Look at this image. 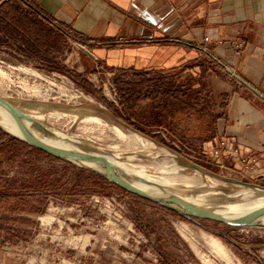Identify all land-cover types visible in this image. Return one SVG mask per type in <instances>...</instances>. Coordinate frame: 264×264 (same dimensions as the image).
I'll return each instance as SVG.
<instances>
[{
	"label": "rangeland",
	"instance_id": "obj_1",
	"mask_svg": "<svg viewBox=\"0 0 264 264\" xmlns=\"http://www.w3.org/2000/svg\"><path fill=\"white\" fill-rule=\"evenodd\" d=\"M21 11L10 6L8 21L0 14V96L72 137L74 147L104 150L132 170L174 175L155 154L165 148L206 172L264 187L228 171L221 148L217 157L205 148L228 103V74L216 64L201 56L170 72L112 69ZM10 137L0 130V148ZM9 155L0 160V264H202L201 256L264 264V227L174 214L30 149ZM206 238L221 242L231 263Z\"/></svg>",
	"mask_w": 264,
	"mask_h": 264
},
{
	"label": "crops",
	"instance_id": "obj_2",
	"mask_svg": "<svg viewBox=\"0 0 264 264\" xmlns=\"http://www.w3.org/2000/svg\"><path fill=\"white\" fill-rule=\"evenodd\" d=\"M10 6L112 69L170 72L201 56L216 64L228 74V103L205 148L226 141L228 171L264 182V0H0L7 21Z\"/></svg>",
	"mask_w": 264,
	"mask_h": 264
},
{
	"label": "bare ground",
	"instance_id": "obj_3",
	"mask_svg": "<svg viewBox=\"0 0 264 264\" xmlns=\"http://www.w3.org/2000/svg\"><path fill=\"white\" fill-rule=\"evenodd\" d=\"M0 98L10 103L12 106L17 108L24 114L28 115L26 112H24L27 110V108L23 109L20 105L17 104V102H12L6 99L5 97L0 96ZM44 125L50 131H52L58 137L61 138V141L56 143L57 145L65 148H72L77 150L80 149L79 147H74V146H78V144L77 141H75L72 137L62 132H59L56 129L46 124ZM0 126L5 130L9 131L11 134H14L22 138H28V132L26 131V129L21 124H19L11 117H9L8 115L2 112H0ZM115 129L121 134L125 133V132H121L117 127H115ZM128 133L130 134V132ZM132 135L137 137V139L139 138L142 139L143 141H146L147 143L155 144L153 141L144 138L142 135L138 133L133 132ZM85 152H88L90 155L94 156L95 158L102 159L104 161L114 162L119 166H121L124 170L135 175L136 177H139L141 179H144L146 181L155 184L157 187L148 188L150 191L153 192H160V191L173 192V190L178 187L181 190V196L184 197L186 200L195 203L197 205L204 206L208 209L216 210L225 214H244L251 211L264 209V188H260L257 186L240 185L233 183L232 181L216 178L201 169L192 168L190 164L185 160H182L180 156H178L177 154L171 151H168L165 148H157L155 154L157 158H161L166 163V165H168L165 166L168 167L167 172L174 174L167 177L160 176L156 173L148 174L146 169L142 171H135L130 169L128 166L122 164L118 160H114L110 158L109 156L98 153H91L90 151H85ZM152 155L155 157L153 152ZM165 167L163 166L164 170ZM187 169L191 170L194 175L190 177H185L181 175V173L180 174L178 173L179 170L184 171ZM176 179H178V182ZM224 187L227 188L224 189ZM194 190H198V193H194L193 192ZM177 229L181 235L187 236L186 229L183 226H178ZM206 241L209 244L210 248L215 253L219 254L221 257H224L228 261V263H231L230 257L225 249V246L221 242L209 238H206ZM201 258L203 262V263L201 262L202 264H212L206 258V256H201Z\"/></svg>",
	"mask_w": 264,
	"mask_h": 264
},
{
	"label": "water",
	"instance_id": "obj_4",
	"mask_svg": "<svg viewBox=\"0 0 264 264\" xmlns=\"http://www.w3.org/2000/svg\"><path fill=\"white\" fill-rule=\"evenodd\" d=\"M238 79L241 81L240 78ZM259 95L264 99V96L261 94ZM0 112L8 115L13 120L21 124L28 132V138L18 137L0 126V130L2 132L10 135L11 137L17 138L31 147L38 149L60 161L93 173L94 175L105 179L109 183L141 199L185 217L211 220L229 226L264 227V209L244 214H225L192 203L182 197L181 192L176 190H173V192L150 191L148 189L149 187L157 186L149 181L136 177L114 162L95 158L83 149L77 150L57 145L56 143L61 141L60 137L50 131L42 122L24 114L2 98H0ZM95 151L106 155V153L100 149L95 148ZM189 164L194 169L203 170L196 164ZM207 173L216 178L232 181L236 184L264 188L258 184L238 179L222 178L211 172Z\"/></svg>",
	"mask_w": 264,
	"mask_h": 264
},
{
	"label": "trees",
	"instance_id": "obj_5",
	"mask_svg": "<svg viewBox=\"0 0 264 264\" xmlns=\"http://www.w3.org/2000/svg\"><path fill=\"white\" fill-rule=\"evenodd\" d=\"M19 149H30L31 151H33V152H35V153H37V154H41V155H44V156H46V157H48L49 159H52V160H55V161H58V162H63V161H60V160H58V159H56V158H54V157H52V156H50V155H47L46 153H44V152H42V151H40V150H38V149H35V148H33V147H31L30 145H28V144H26L25 142H23V141H21V140H19V139H17V138H12V137H10L9 139H8V141L5 143V144H2V146H1V148H0V160L1 161H3L4 160V158H9L10 157V155L9 154H11L12 152L14 153V152H17ZM7 151H8V153H7ZM6 153L8 154V155H6ZM64 164L66 165V166H71V167H73V168H75L76 170H78V171H81V172H88V171H86V170H83V169H81V168H78V167H75V166H73V165H70V164H68V163H65L64 162ZM64 172L65 171H67V170H65V169H62ZM90 175H92V176H94V177H96L97 179H101L100 177H98L97 175H93V174H91V173H89ZM102 180V179H101ZM120 190H122V189H120ZM123 192H125V193H127L126 191H124V190H122ZM130 194V193H129ZM131 196H133V197H135V198H138V199H140V200H143V201H145V202H148V203H151V202H149V201H146V200H144V199H141V198H139V197H137V196H135V195H133V194H130ZM156 205V204H155ZM156 206H158V205H156ZM160 207V206H159ZM160 208H162V207H160ZM162 209H164V208H162ZM164 210H166V211H168V212H171V213H174V212H172V211H169V210H167V209H164ZM175 214V213H174Z\"/></svg>",
	"mask_w": 264,
	"mask_h": 264
},
{
	"label": "built area",
	"instance_id": "obj_6",
	"mask_svg": "<svg viewBox=\"0 0 264 264\" xmlns=\"http://www.w3.org/2000/svg\"><path fill=\"white\" fill-rule=\"evenodd\" d=\"M205 40H207V38H205ZM225 142H226V141L221 140V141L219 142V144H218V148L212 150V151H213L212 154H213L215 157H217V156L219 155V148H222V147L224 146ZM245 160H246V159H242V161L244 162V165H243V166H244V169H252V166H251L250 164L246 163ZM238 172H240L241 176H244V175L242 174V171L238 170Z\"/></svg>",
	"mask_w": 264,
	"mask_h": 264
}]
</instances>
